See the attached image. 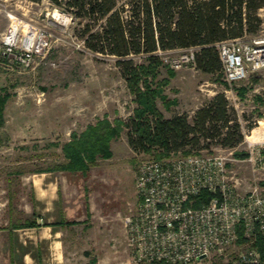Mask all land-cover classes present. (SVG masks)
Instances as JSON below:
<instances>
[{"label": "rangeland", "instance_id": "rangeland-1", "mask_svg": "<svg viewBox=\"0 0 264 264\" xmlns=\"http://www.w3.org/2000/svg\"><path fill=\"white\" fill-rule=\"evenodd\" d=\"M63 5L53 0H0V53L14 31L25 35L27 47L38 29L48 41L46 54L27 67L0 57V97L8 95L0 116V264H90L92 257L96 264H132L124 222L136 209L137 166L145 158L223 153L240 191L256 185L264 190V169L250 159L252 150L264 145V74L250 73L229 83L223 71L205 72L191 61L174 67L173 60L188 48L160 51L161 63L147 76L158 92L156 108L166 118L187 113L193 123L196 110L224 92L244 131L240 143L223 147L210 141L206 147L204 141L161 155L157 146L145 151L131 146L133 129L122 124L108 141L111 156L97 153L86 171L58 168L68 161L64 146L75 135L99 121L108 120L113 127L117 119L132 124L140 106L116 57L87 48L81 37L85 20ZM260 15L261 29L245 38L264 37V8ZM144 56L132 57L144 62ZM251 122L255 125L248 129ZM43 182L55 183L52 199L44 201L42 191L35 192L34 184L40 190ZM27 219L37 226L22 227ZM263 239L241 235L224 251L210 252L193 264H238V254L251 248L260 253L256 264H264Z\"/></svg>", "mask_w": 264, "mask_h": 264}, {"label": "trees", "instance_id": "trees-1", "mask_svg": "<svg viewBox=\"0 0 264 264\" xmlns=\"http://www.w3.org/2000/svg\"><path fill=\"white\" fill-rule=\"evenodd\" d=\"M84 19L81 37L94 52L116 57L122 75L136 95L139 107L132 124L108 120L75 135L64 146L68 158L57 167L76 172L86 171L88 162L102 152L111 156L108 141L122 127L130 126L129 142L135 149L161 148L163 154L178 152L186 145L198 146L216 141L223 147H234L244 139L242 125L232 111L224 92L217 93L198 108L189 121L187 113L164 117L155 106L158 93L147 76L161 63L160 51L197 46L194 64L205 72L222 71L216 43L227 38L256 34L263 18L264 0H53ZM143 54L145 61L136 62L133 55ZM145 89H141V85ZM8 95L0 97V116ZM255 123L247 125L252 129ZM201 148V147H198ZM208 198L207 195L204 197ZM88 215L89 204H87ZM37 226L27 219L22 227ZM92 257L90 264H96ZM169 264L166 262H155Z\"/></svg>", "mask_w": 264, "mask_h": 264}, {"label": "built area", "instance_id": "built-area-1", "mask_svg": "<svg viewBox=\"0 0 264 264\" xmlns=\"http://www.w3.org/2000/svg\"><path fill=\"white\" fill-rule=\"evenodd\" d=\"M216 46L229 83L250 73L264 74V37L227 38ZM3 47L0 57H10L27 67L36 56L46 54L47 35L38 29L27 47L25 35L14 31ZM197 50V46L189 47L172 65L178 68L184 62H194ZM250 159L264 169V145L255 147ZM227 162L223 153L195 151L149 157L138 163V202L124 222L132 264H193L201 255L224 251L241 235L264 238V190L256 185L240 191ZM259 262L260 253L255 248L237 257L238 264Z\"/></svg>", "mask_w": 264, "mask_h": 264}, {"label": "crops", "instance_id": "crops-1", "mask_svg": "<svg viewBox=\"0 0 264 264\" xmlns=\"http://www.w3.org/2000/svg\"><path fill=\"white\" fill-rule=\"evenodd\" d=\"M54 187H55V183L54 182H51V183H45V182H43V183L40 184V190H39L38 185L34 184L35 192L42 191V196H43L42 199L44 201L46 199L49 200V198L50 199L53 198V193L55 191V188ZM89 210H90V205H89ZM87 216H88V209H87ZM46 226L49 227V228H51L52 226H54V224L53 223H47ZM58 232H59V230H55L54 233L57 234Z\"/></svg>", "mask_w": 264, "mask_h": 264}, {"label": "water", "instance_id": "water-1", "mask_svg": "<svg viewBox=\"0 0 264 264\" xmlns=\"http://www.w3.org/2000/svg\"><path fill=\"white\" fill-rule=\"evenodd\" d=\"M204 257H205V255H201L199 258L202 259V258H204Z\"/></svg>", "mask_w": 264, "mask_h": 264}, {"label": "bare ground", "instance_id": "bare-ground-1", "mask_svg": "<svg viewBox=\"0 0 264 264\" xmlns=\"http://www.w3.org/2000/svg\"><path fill=\"white\" fill-rule=\"evenodd\" d=\"M262 124H263V123H262ZM251 136H252V135H251ZM251 136H250V137H251Z\"/></svg>", "mask_w": 264, "mask_h": 264}]
</instances>
